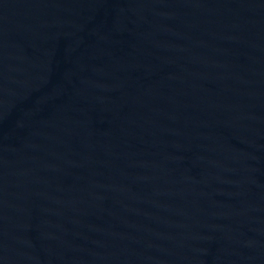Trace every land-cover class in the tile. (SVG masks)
Masks as SVG:
<instances>
[{
    "label": "water",
    "instance_id": "1",
    "mask_svg": "<svg viewBox=\"0 0 264 264\" xmlns=\"http://www.w3.org/2000/svg\"><path fill=\"white\" fill-rule=\"evenodd\" d=\"M0 264H264V0H0Z\"/></svg>",
    "mask_w": 264,
    "mask_h": 264
}]
</instances>
